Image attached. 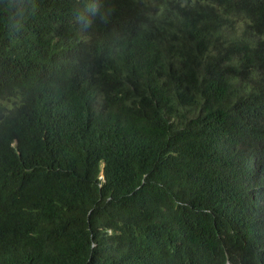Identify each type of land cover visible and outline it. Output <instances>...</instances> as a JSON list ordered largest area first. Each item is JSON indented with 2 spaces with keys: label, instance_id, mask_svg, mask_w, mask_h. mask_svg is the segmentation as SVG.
Wrapping results in <instances>:
<instances>
[{
  "label": "trees",
  "instance_id": "obj_1",
  "mask_svg": "<svg viewBox=\"0 0 264 264\" xmlns=\"http://www.w3.org/2000/svg\"><path fill=\"white\" fill-rule=\"evenodd\" d=\"M24 9L0 0V264H264V0Z\"/></svg>",
  "mask_w": 264,
  "mask_h": 264
},
{
  "label": "clouds",
  "instance_id": "obj_2",
  "mask_svg": "<svg viewBox=\"0 0 264 264\" xmlns=\"http://www.w3.org/2000/svg\"><path fill=\"white\" fill-rule=\"evenodd\" d=\"M7 8L9 10L15 9V13L9 16V20L12 22V27H18L25 11L24 0H7ZM84 12L86 17L96 15L100 12V6L95 2L88 3L85 6ZM101 19H103V13H101ZM84 22L86 24L90 23V19L85 18Z\"/></svg>",
  "mask_w": 264,
  "mask_h": 264
},
{
  "label": "bare ground",
  "instance_id": "obj_3",
  "mask_svg": "<svg viewBox=\"0 0 264 264\" xmlns=\"http://www.w3.org/2000/svg\"><path fill=\"white\" fill-rule=\"evenodd\" d=\"M151 144V143H150Z\"/></svg>",
  "mask_w": 264,
  "mask_h": 264
}]
</instances>
